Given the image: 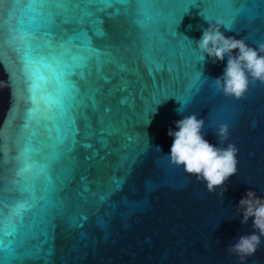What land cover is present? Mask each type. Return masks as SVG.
Masks as SVG:
<instances>
[{
	"label": "water",
	"instance_id": "95a60500",
	"mask_svg": "<svg viewBox=\"0 0 264 264\" xmlns=\"http://www.w3.org/2000/svg\"><path fill=\"white\" fill-rule=\"evenodd\" d=\"M191 4L127 0L100 13L112 18L104 25L107 38L93 39L102 55L79 81L71 112L75 144L58 106H42L23 128L29 104L21 63L3 45L0 82L8 86L0 87V262L239 264L225 249L253 232V218L241 224L235 213L246 191L264 198V83L250 81L241 99L222 95L212 80L223 75L227 57L213 64L205 54L202 60L196 42L209 27L207 17L222 22L225 37L253 48L264 44V0ZM52 10L49 0H3L0 21L5 31L16 23L21 34L43 31ZM83 40L68 47L77 51ZM191 114L204 120V138L213 145L216 126L226 123L222 146L238 149L237 174L222 198L169 163L168 129L178 130L173 122ZM29 139L40 150L33 159L49 168L19 177L16 157ZM245 264H264V238Z\"/></svg>",
	"mask_w": 264,
	"mask_h": 264
},
{
	"label": "snow or ice",
	"instance_id": "6c2138e0",
	"mask_svg": "<svg viewBox=\"0 0 264 264\" xmlns=\"http://www.w3.org/2000/svg\"><path fill=\"white\" fill-rule=\"evenodd\" d=\"M126 2L127 0H49L53 10L48 13L47 27L43 31L38 28L31 33L21 34L17 23L10 24L5 31L3 22L0 21V61L3 60V45L7 44L21 63L29 104L25 110L24 129L31 127L42 106L49 110L58 106L72 125V144L76 143L78 129L71 112L81 95L79 81L85 79V69L90 62L98 60L102 55L98 46L93 44V39L107 38L104 25L106 19L112 18L110 15L101 16L100 13L110 12L115 5ZM196 2L197 0H192L191 5ZM80 37H84V40L76 45L77 51H73L68 44ZM58 49L61 51L57 52ZM12 79L10 74V82ZM13 88L15 91L14 86ZM32 135L35 136V132ZM64 142V138H60L59 143ZM39 151L33 147L31 139L25 143L16 157L20 165L17 176L22 177L33 168L39 169L38 174L47 173L49 164L33 159V154ZM13 183L18 184V180ZM20 207L24 205L21 204ZM16 214L20 215L19 212Z\"/></svg>",
	"mask_w": 264,
	"mask_h": 264
},
{
	"label": "clouds",
	"instance_id": "9594fccd",
	"mask_svg": "<svg viewBox=\"0 0 264 264\" xmlns=\"http://www.w3.org/2000/svg\"><path fill=\"white\" fill-rule=\"evenodd\" d=\"M205 19L209 27L202 31L200 40L196 42V48L203 54L201 59L204 60L206 54L215 64L227 57L223 75L213 79L212 84L222 95L241 99L248 90L250 81L264 83V44L253 48L243 39L225 37L220 31L223 26L221 21L212 22L207 17ZM6 86L8 85L0 82V87ZM177 112L181 113L180 108ZM173 123L178 130L174 131L170 127L167 132V135L173 138L167 155L169 163L182 167L186 174L194 176L197 181H203L208 193L215 192L222 198L227 190V180L237 174L238 163V149L235 145L229 143L222 146L228 139V125L221 123L216 126L218 143L213 145L204 138V120L198 119L195 114ZM157 149L161 151L159 147ZM235 213L242 216L241 224H247L248 219L253 218V232L241 235L225 250L229 256L236 257L239 264H245L261 246L264 238V198L258 197L252 190L246 191L236 205Z\"/></svg>",
	"mask_w": 264,
	"mask_h": 264
}]
</instances>
